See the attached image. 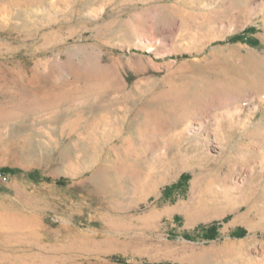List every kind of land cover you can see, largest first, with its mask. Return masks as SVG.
Listing matches in <instances>:
<instances>
[{
	"label": "rangeland",
	"instance_id": "1",
	"mask_svg": "<svg viewBox=\"0 0 264 264\" xmlns=\"http://www.w3.org/2000/svg\"><path fill=\"white\" fill-rule=\"evenodd\" d=\"M0 264H264V0H0Z\"/></svg>",
	"mask_w": 264,
	"mask_h": 264
},
{
	"label": "trees",
	"instance_id": "2",
	"mask_svg": "<svg viewBox=\"0 0 264 264\" xmlns=\"http://www.w3.org/2000/svg\"><path fill=\"white\" fill-rule=\"evenodd\" d=\"M238 36H239V35H236L235 37H238ZM56 183H57L58 185H66L67 180H66V178H64V177H60V178L56 179Z\"/></svg>",
	"mask_w": 264,
	"mask_h": 264
}]
</instances>
